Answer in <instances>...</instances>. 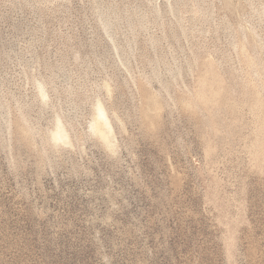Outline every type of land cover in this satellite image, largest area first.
Masks as SVG:
<instances>
[{
  "label": "rangeland",
  "instance_id": "rangeland-1",
  "mask_svg": "<svg viewBox=\"0 0 264 264\" xmlns=\"http://www.w3.org/2000/svg\"><path fill=\"white\" fill-rule=\"evenodd\" d=\"M0 264H264V0H0Z\"/></svg>",
  "mask_w": 264,
  "mask_h": 264
}]
</instances>
